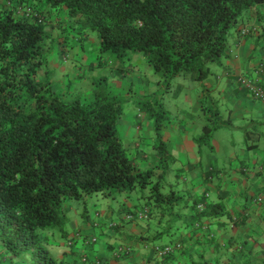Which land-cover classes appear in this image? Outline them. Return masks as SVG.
Wrapping results in <instances>:
<instances>
[{"label": "trees", "instance_id": "obj_1", "mask_svg": "<svg viewBox=\"0 0 264 264\" xmlns=\"http://www.w3.org/2000/svg\"><path fill=\"white\" fill-rule=\"evenodd\" d=\"M253 11L261 15L264 0H0V262L68 264L47 244L73 237L65 201L96 193L143 199L127 214L138 217L142 205L141 211L147 210L141 241L150 252L144 264H170L188 233L214 236V227L223 229L227 194L217 199L207 189H196L186 164L163 136L171 112L157 103L154 92L138 99L132 121L138 135L128 142L122 137L118 123L129 95L123 85L134 73L149 83L142 70L148 66L166 86L178 76L205 83L212 65L221 70L214 75L220 78L232 55L231 35L256 32L249 24ZM245 27L249 31L243 34ZM87 47L92 54L85 57ZM57 53L73 67L85 59L91 85L71 81L85 74L75 77L67 68L58 69ZM92 55L97 56L89 60ZM107 68L116 73L115 84ZM204 97L199 149L225 123L218 100ZM142 113L150 121L148 129L138 118ZM214 176L221 189L223 176L215 175V167L206 170L202 182L213 184ZM165 234L170 240L159 243ZM167 245L174 250L159 254L156 247ZM118 254L119 259L131 257L130 252ZM200 260L192 257L189 264Z\"/></svg>", "mask_w": 264, "mask_h": 264}, {"label": "crops", "instance_id": "obj_2", "mask_svg": "<svg viewBox=\"0 0 264 264\" xmlns=\"http://www.w3.org/2000/svg\"><path fill=\"white\" fill-rule=\"evenodd\" d=\"M248 15L252 16L249 24L257 27L256 32L241 38H238V33L231 35L230 41L233 45L235 43V46L232 45V55L227 61V72H221L220 78L216 80L198 82L206 89L208 100H218L219 104L220 99L222 100L224 115L220 109L219 111L225 125L240 128L238 124H242L246 146L237 149V140L229 141L227 161L218 164L219 156H216L210 147L209 151L203 152L198 147L196 150L184 147V144L191 141L190 131L187 130H191V127L180 129L181 141L177 144L178 156L183 163L188 162V175L196 182V189H207L212 193V197L217 199L227 194V225L219 230L214 227V236L202 230L188 233L183 252L178 253L170 264H189L192 257L197 261L202 259L204 264H213L218 257L220 264H264V130H257L256 125L251 129L249 123V119L253 117H258V122L264 123V97H256L252 89L241 80L242 77L253 79L254 86L264 91V67L262 71L257 70L260 60L264 57V39H256L264 37L260 36L264 32V11L261 15L258 11ZM216 96L218 98H215ZM202 97L203 95H199L195 100L199 101L195 108H201ZM189 118L192 119L190 116ZM176 132V128H173L167 134L170 136ZM251 133L257 136H253L256 138L250 142ZM183 154L185 162L181 157ZM198 162L201 164L199 167L196 166ZM212 167H215V175L223 176L221 189L215 186L218 176H214L213 184L202 182L206 170H211ZM258 197H262V200H258ZM133 225L134 227H131ZM146 226L144 221L129 223L131 228L118 234L112 232L104 222L88 220L85 221V229L80 228L84 235L79 233V236H83L87 242L91 233L85 232L98 227L101 229L100 234L105 237L100 246L77 247L72 243V238L70 246H66L65 242L61 246L57 245L56 253L65 256L68 264H98L100 260V264H144L148 261L147 253L150 252V248L144 247L141 241L146 235ZM120 244L133 246L131 257L122 260L117 258L113 252ZM85 255L87 260L83 259ZM2 261L0 264H22L19 260L9 261L3 258ZM154 261L155 259L151 260Z\"/></svg>", "mask_w": 264, "mask_h": 264}, {"label": "rangeland", "instance_id": "obj_3", "mask_svg": "<svg viewBox=\"0 0 264 264\" xmlns=\"http://www.w3.org/2000/svg\"><path fill=\"white\" fill-rule=\"evenodd\" d=\"M92 36L94 39L98 40L96 36L94 35ZM89 47L85 49L86 50L85 57H86V54L91 53V50ZM55 56L56 58L54 59L57 60V62H54V64H58V63L62 64L58 69L67 68L71 76H73V74L76 73L75 77L78 75L85 74V77H83L82 80L76 79V78L73 79L74 77L72 78L73 80H71L70 78L69 79L66 78L68 82H70V80L73 83L77 81L78 83L90 81L91 74L89 73L91 72V70H90V67L86 65L85 59L82 60L80 58L81 63L77 61L76 66L73 67L71 63L63 62L62 60L63 56L61 54L57 53ZM96 56L97 55L89 56V60L95 59ZM105 57H107V55H105ZM76 58H78V56ZM71 66H72V70H71ZM110 66L112 65H109V67ZM146 66H148V63L146 64ZM213 68L214 70L209 75V79L216 80L214 75L217 74L221 70L215 65H212V69ZM142 70L146 72L145 80L148 79L150 86L147 87L149 83L147 81L146 83H144V80H143L144 78L140 79L138 74L136 75L138 77H135V73L133 76H129L130 78H128L126 83L123 85L124 86L123 91L126 93H129V95L128 94L126 95L127 97L124 103L125 112L118 123L119 132L122 135V137L126 140V142H128L130 141L132 136L138 135L137 130H140L139 126H136V122L132 123V121L134 120V113H136L137 111L139 112L140 107L138 106V103H137L139 101L138 99L140 98L145 99V96H144L145 94L153 95V92H154L155 96L157 97L156 98L157 103H162V105L171 112L172 121L171 122L167 121L163 128V132H164L163 136L165 135L166 138L169 137V142H168L169 149H172V151L175 153V156L179 157L177 146L179 145L178 141L179 140L181 141V138L179 137L181 133L180 129L182 127L184 128L191 127V130L187 129L188 131H190L189 137L191 138L189 139L191 141L188 142V144H184L185 145L184 147L186 149L196 150V147L198 145L196 141V137H198V134L200 135L202 133V127H203L202 122H204L203 120H204L206 113H205V108H203L202 103H201L202 105L201 108L200 107L195 108L196 105L198 106L199 104V101L196 102L195 100L199 97V95H203V97L205 95L203 99L206 100L207 99L206 89H204L201 86V84L199 85L198 82L192 81L190 79H185L180 76L174 78L171 81V86H166V83H161L160 75L151 71L150 66L146 67V69L142 68ZM104 72L106 74H110L109 76L111 77H109V80L111 83L115 84L117 77L115 78L114 76H117L116 73L114 71H112L111 73L110 68L105 69ZM53 76H57V73L54 72ZM128 81H129V84H127ZM55 82H58L57 78L55 79ZM58 83H62V82H58ZM88 83L89 85H91V81ZM82 86L85 87V84L83 83ZM148 88L151 89V91L148 90ZM215 98H218V96H216ZM217 106L220 108L221 113L224 115L225 107H223L221 99H220V104L218 103ZM213 107H214V104H213ZM186 113L189 114V116L192 119H190L189 116L186 115ZM143 115L144 113L140 114L138 118L142 119L145 122V125L147 126L146 129H148V127L150 126V121L148 120V118H146ZM144 117L145 119H143ZM249 118L250 116L248 117V119ZM199 119L200 121H198ZM252 119L254 121H252ZM258 119H259L258 117L257 118L253 117L249 119L250 120L249 123L251 124L250 128L252 129L253 125H256L257 130L263 131L264 123L260 121L258 122ZM241 125L242 124H238L240 128H234L233 126H230V125L228 126V125L223 124L219 126L218 128H216V131L214 130L213 135L211 136L212 138L211 142L214 146L212 149L211 148L210 149L212 152L214 151V154H216V156H219V159L217 161L218 164H221V163L223 164L224 161H227V146L230 147L229 141L232 142L233 140L234 141L237 140L236 141L237 149H240L243 146H246V144H244L245 135L243 133V128H241ZM135 126L137 128H135ZM173 128H176L177 130L175 134H172L170 136L166 134V132L172 131ZM174 136H177V137L173 139ZM253 136H257V135L256 134L254 135L253 133H251L250 142L254 141V139L256 138ZM211 142L202 141L201 149H203L204 151H209L210 149L208 147L211 144ZM181 157L183 158V161L185 162L186 160L184 158V154L183 156L181 155ZM185 164H186L185 166L189 165L188 162H185ZM186 168L188 169V167ZM188 185L189 187L193 188L190 182L188 183ZM142 201L143 199L136 198V196L128 197L125 194H118L116 198H113V197L105 196L101 193L86 195L83 198H79V199L77 198L67 199L64 203V208H65V211L68 217L67 228L70 233L69 237L73 236L72 238H74L72 243L77 247L90 246L91 248H96L100 246L102 240L104 241L105 237L102 234H100L101 229L98 227H95L97 229H93L91 231L85 232V234H87L88 232L91 233V236H89L90 238L96 237L97 238L96 242L89 241L90 238L88 239L87 242H85V239L83 238V236H79V233H82L81 235H84L82 229L80 228H83L85 225V221H88V220H91L92 222H104L107 225V227L111 229L112 232H116L118 234L125 233L128 228L134 227V225L129 227V223L134 224L135 222L144 221L142 219H139L136 213L134 214L135 217H133V219H129L128 214H127V212L129 211L128 209L135 210L137 208V207H133V204H139ZM143 208L144 207L142 205V207H139L138 210L141 211ZM127 221H129V223ZM111 226H114V227L111 228ZM170 238L171 236L169 234H165L162 238L159 239L158 242L159 243L166 242V241H169ZM64 242L66 243V246H69L67 245V243L70 242V239L67 240L61 237V239L52 240L50 243L48 242L47 245L49 246L53 255H56L57 257L65 259V256L63 255L59 256L56 253V248L58 246H61ZM90 247H88V249H90ZM118 247L119 246H116L115 249L117 250ZM127 247H129V245H127ZM133 251H134V248L131 249V252ZM83 259L87 260V256L86 255L83 256ZM122 259H126V258L122 256L121 260ZM103 260H105V258H103ZM200 261L201 263L204 264L203 260H200ZM213 264H218L217 259L213 261Z\"/></svg>", "mask_w": 264, "mask_h": 264}, {"label": "built area", "instance_id": "obj_4", "mask_svg": "<svg viewBox=\"0 0 264 264\" xmlns=\"http://www.w3.org/2000/svg\"><path fill=\"white\" fill-rule=\"evenodd\" d=\"M248 31H249V27H245L243 29V34L248 32ZM260 66H261V68L264 67V57L260 60ZM241 80H242V82L244 84L248 85L252 89V91H253V93H254V95L256 97H258V98H263L264 97V91L261 88H257V87L254 86L253 79H247L245 77H242ZM257 199L258 200L259 199L262 200V197H258ZM133 217H135L133 214H128V218L129 219H133ZM146 217H147V210L139 212V214H138V218L139 219H143V218H146ZM89 241L95 242V241H97V238L96 237L90 238ZM156 249H157L158 253L162 255V254H165V253L172 252L174 250V246H172V245H167V246H164V247L157 246ZM118 252L120 254H118ZM129 252H131L130 247H127V250H125L122 247H120L119 251L115 252V255L116 254H118V255L122 254L123 255V253L126 254V253H129Z\"/></svg>", "mask_w": 264, "mask_h": 264}, {"label": "clouds", "instance_id": "obj_5", "mask_svg": "<svg viewBox=\"0 0 264 264\" xmlns=\"http://www.w3.org/2000/svg\"><path fill=\"white\" fill-rule=\"evenodd\" d=\"M67 244H68V245H70V244H71V242H68ZM114 253H115V252H114ZM130 253H131V252H130ZM121 257H122V256H121Z\"/></svg>", "mask_w": 264, "mask_h": 264}]
</instances>
